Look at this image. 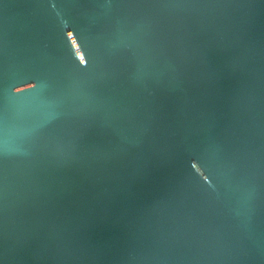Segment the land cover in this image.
I'll return each mask as SVG.
<instances>
[{
    "label": "water",
    "instance_id": "obj_1",
    "mask_svg": "<svg viewBox=\"0 0 264 264\" xmlns=\"http://www.w3.org/2000/svg\"><path fill=\"white\" fill-rule=\"evenodd\" d=\"M0 264H264V0H0Z\"/></svg>",
    "mask_w": 264,
    "mask_h": 264
}]
</instances>
